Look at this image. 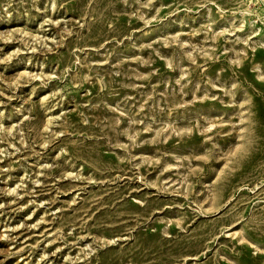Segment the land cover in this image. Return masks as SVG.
Masks as SVG:
<instances>
[{"label": "rangeland", "instance_id": "374dc122", "mask_svg": "<svg viewBox=\"0 0 264 264\" xmlns=\"http://www.w3.org/2000/svg\"><path fill=\"white\" fill-rule=\"evenodd\" d=\"M0 264H264V0H0Z\"/></svg>", "mask_w": 264, "mask_h": 264}]
</instances>
